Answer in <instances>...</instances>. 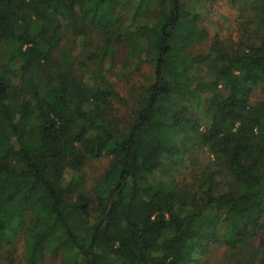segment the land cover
Listing matches in <instances>:
<instances>
[{
    "label": "trees",
    "instance_id": "obj_1",
    "mask_svg": "<svg viewBox=\"0 0 264 264\" xmlns=\"http://www.w3.org/2000/svg\"><path fill=\"white\" fill-rule=\"evenodd\" d=\"M221 1L0 0V264H264V0Z\"/></svg>",
    "mask_w": 264,
    "mask_h": 264
},
{
    "label": "rangeland",
    "instance_id": "obj_2",
    "mask_svg": "<svg viewBox=\"0 0 264 264\" xmlns=\"http://www.w3.org/2000/svg\"><path fill=\"white\" fill-rule=\"evenodd\" d=\"M218 0H215L214 2V7L213 8H210V6H206L207 7V10L209 9L210 13H209V18H208V21H213V19H217L219 20L218 17H213L214 14H215V8H217L216 4L219 3V2H222L221 0H219V2H216ZM218 5V4H217ZM218 8H224V5H220L218 6ZM229 11H224L226 12V14H230L232 17L235 16V10L233 9L230 10L228 8ZM212 19V20H211ZM207 48H205L204 50H206ZM122 60H119V68H121L122 64H121ZM115 80V79H113ZM121 81H123V79H121ZM116 82V80H115ZM124 90H128V88H125ZM203 162L207 163L210 161V157L209 155H203L201 157V159ZM110 163H111V159L108 158V157H103L101 159H96V160H92L90 161L86 167H85V178L87 179V188H90L91 186H94L96 182H98V180L104 176L105 172L107 171V169L109 168L110 166ZM221 258H222V251L219 250L218 248L213 252L210 260H209V263L208 264H219V261H221ZM43 264H61V260L60 259H52V258H47L45 260V262Z\"/></svg>",
    "mask_w": 264,
    "mask_h": 264
}]
</instances>
